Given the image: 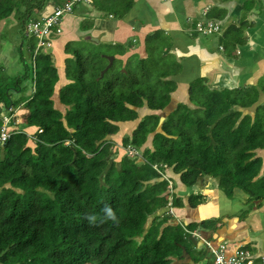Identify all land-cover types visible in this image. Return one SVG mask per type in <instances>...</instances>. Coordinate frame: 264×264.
<instances>
[{
	"label": "trees",
	"instance_id": "16d2710c",
	"mask_svg": "<svg viewBox=\"0 0 264 264\" xmlns=\"http://www.w3.org/2000/svg\"><path fill=\"white\" fill-rule=\"evenodd\" d=\"M45 1L0 0V21L15 12L27 34L26 23L37 20L35 10ZM76 41L82 42L65 44L70 56L64 67L69 82L59 90L63 111L52 98L59 79L57 46L47 52V38L46 49L42 44L33 58L32 94H23L20 75L9 76L0 66V101L22 91L2 108L9 113L22 103V121L10 120L0 140V264H189L182 261L181 246L194 259L191 232L215 219L175 223L167 208L182 207L183 201L168 180L174 189L173 178L193 186L211 177L228 197L240 188L250 200L264 198V167L256 155L264 148V101L253 115L242 111L258 101L257 85L213 87L207 78H195L189 103L179 102L160 123L158 112L176 89L178 61L159 58L147 65L148 56L139 58L141 75L125 69L101 76L104 64L86 55L82 44L72 47ZM145 102L156 112L139 117L137 108ZM130 120L135 126L129 134L107 137L118 133V122ZM3 124L0 114V133ZM152 133V147H143ZM127 147L141 153L130 156ZM205 200L201 192L188 197L192 208ZM106 205L117 222H100ZM89 214L97 223L86 219Z\"/></svg>",
	"mask_w": 264,
	"mask_h": 264
},
{
	"label": "crops",
	"instance_id": "0c3cea01",
	"mask_svg": "<svg viewBox=\"0 0 264 264\" xmlns=\"http://www.w3.org/2000/svg\"><path fill=\"white\" fill-rule=\"evenodd\" d=\"M63 1L46 0L41 10H35L36 21L50 15ZM14 14L9 17H14ZM66 14H72L77 21L71 17L63 23L60 18L61 31H51L47 36L49 42L57 46V56L60 57L54 58L59 79L52 98L57 108L62 105L59 90L69 82L64 72L65 58L70 56L65 54V44L79 39L96 44L110 43L117 48L111 54L123 64L132 54L138 58H147L153 51L175 58L181 64V71L173 76L176 89L171 93L169 105L162 110L160 118L166 117L179 102L189 103V82L198 77L207 78L208 84L213 87L257 85L258 101L251 108L242 109L244 114L250 112L253 115L255 108L264 101V88L259 82L264 74V0H87L77 2L72 11ZM7 19L0 21V27H3V20L7 22ZM207 20L219 21L221 34L229 39L223 41L218 32L204 33L199 30L198 22L204 23ZM38 48L37 45L31 55L33 68V58ZM33 86L27 94L33 93ZM21 105L15 107L17 112ZM59 109L63 111L65 108ZM137 112L139 117H143L156 111L149 109L145 102L137 108ZM16 114L12 117L10 112L5 117L12 119ZM6 120L3 117V122ZM118 124L119 136L122 137L132 131L135 121ZM120 124H124L127 129L121 128ZM33 128L28 129V132L32 133ZM119 136L107 137L117 139ZM148 142L147 146L152 147L151 140ZM256 155L262 158L264 167V148L257 150ZM178 186L186 188V191L180 192ZM178 186L175 191L177 196L182 197L183 206L171 209L175 223L178 220L187 224L215 219L208 230H197L200 239H209L213 244H248L247 247L256 257L264 255V198L260 201L250 200L240 188H234L232 196L228 197L219 188L217 180L211 177L201 179L193 186ZM236 189L245 195L241 204L236 198ZM196 192H201L206 200L192 208L188 197ZM202 239L196 240L194 245H204ZM182 261L196 260L188 257ZM178 262L174 260V263Z\"/></svg>",
	"mask_w": 264,
	"mask_h": 264
},
{
	"label": "rangeland",
	"instance_id": "374dc122",
	"mask_svg": "<svg viewBox=\"0 0 264 264\" xmlns=\"http://www.w3.org/2000/svg\"><path fill=\"white\" fill-rule=\"evenodd\" d=\"M94 1H96V0H94ZM19 16H20L19 14H14V17L13 16L9 17L7 19V22L3 20V22H4L3 27H0V66L2 67L3 71L7 75H9V76L20 75L22 77L20 86L22 88V91L24 90L23 94L25 93V95H28L27 93L31 91V87H32L30 75L32 74V69H33L30 50H31L32 45H35L37 42V35L33 32V30H29V33H27V34L25 31L22 30L24 27V23H22L18 19ZM71 17L75 20V22L77 21L76 18H74V16L72 14H66V13L62 14L61 21L63 20V23H64L66 20H70ZM81 24H83V23H81ZM26 25H27V23H26ZM63 27L65 28L64 25H63ZM218 33L221 36V38L223 39V41L229 39L228 36H224L223 34H221L222 29L219 30ZM80 44H82V46H83V48L81 50L86 55H89V54H93V56L96 55L97 56V58H96L97 62L100 63V65L104 64L103 65L104 67L100 70L101 76L104 73L110 74L112 72H115V73H117L119 71L124 72L125 69L129 70L133 74L141 75V73H140L141 68L140 67L137 68V64L139 63V58H137L136 54H132L131 56H129L130 58L128 60H126L127 62L124 64L121 60L114 59L110 68L108 70H106L107 72L105 71L103 74H101L109 62L107 59L105 61L101 56L102 55H113L111 53H114L115 51H117V48L114 47L113 45H111L110 43H107V42H101L96 46V45L89 43V40H82V42H78V41L73 42L72 47L81 48ZM37 45H38V43H37ZM48 45L52 46V49L55 50L54 43L48 44ZM226 46L228 47V44ZM46 47H47V45L43 44L44 50L46 49ZM58 58H60V57H58ZM159 58H162V62H165V61L171 62L173 60H176L175 58H172L171 55H164L163 56V55H160L159 52L153 51V53H151V57L147 58V61H145V63L147 65H155L158 62L160 63L161 59H159ZM93 62H95V61H93ZM71 68H73V66ZM226 68L228 70L230 69L228 66H226ZM3 71L0 70V73L3 74L4 73ZM75 73H76V71L73 70L72 75ZM259 82L261 83L260 86L262 88H264V74L260 77ZM251 85H254V84L252 83ZM21 92H19V91L16 92L14 90L10 91V98L15 99V96H14L15 93L21 94ZM20 94L19 95L17 94L16 97H20ZM10 98L7 97V99H10ZM7 99L0 101V103H1L0 109L4 108L5 103L8 104ZM167 108H166V111L169 110V108L168 109ZM18 110L19 111L17 112V108L16 109L14 108L11 111L12 117L17 112V114L15 115L14 118L11 117L12 119L5 117V114H10V112L9 113L4 112L5 109H4V111H1L2 113L0 112V114L2 117H4V120L10 119L11 121L14 120V121L20 122L21 117H20L19 113L22 111H21V109H18ZM158 113L163 114L162 111H159ZM120 126H121V128L123 127L124 129H127L124 124H120ZM119 133L120 132L114 134V136H119ZM150 137H151V135L149 136V139L146 141V143L143 145V147H145L149 144L148 141H150ZM28 143L31 147H34L33 143H31L30 141ZM139 153H141V152H139ZM112 156H114L115 158L119 157L118 153H117V155L115 154ZM173 183L176 185V187L179 185V183L176 181L175 178H173ZM177 188H179V191H186V188H184L182 186H178ZM236 192H237L236 198L238 199L239 204H241L243 202L245 195L241 191H239L238 189H236ZM151 221H152V216H149L147 218V221H146L145 226H144L145 230L149 227ZM211 226L212 225L210 224L207 227V230ZM196 230H203V229H201L199 227ZM137 239H140V238H137ZM198 241H201V240L199 239ZM191 248H192L193 256L195 257L196 261L195 262L190 261V262H188L189 264H211V258L212 257L209 256L205 245L198 244V246H193V244H192Z\"/></svg>",
	"mask_w": 264,
	"mask_h": 264
},
{
	"label": "built area",
	"instance_id": "2783aa9c",
	"mask_svg": "<svg viewBox=\"0 0 264 264\" xmlns=\"http://www.w3.org/2000/svg\"><path fill=\"white\" fill-rule=\"evenodd\" d=\"M80 1L87 0H64L61 5H58L50 15L44 16L41 21H30L27 23L28 31L33 30L38 36V47L44 44L45 38H47L51 31L56 33L61 31L59 23L62 14L72 11L73 6ZM198 29L204 33H217L221 29V23L215 20H207L204 23L200 21L198 22ZM46 44H49V42ZM7 123H9V120H6L3 124L0 140L5 139L7 136ZM127 153L130 156L138 154L132 147L127 148ZM168 184L173 188L171 180H168ZM192 234L197 237L199 236L196 231H193ZM203 244L206 246L209 256L212 257L211 264H264V255L256 257L251 249L243 244L229 245L221 242L213 244L209 239H205Z\"/></svg>",
	"mask_w": 264,
	"mask_h": 264
},
{
	"label": "clouds",
	"instance_id": "9594fccd",
	"mask_svg": "<svg viewBox=\"0 0 264 264\" xmlns=\"http://www.w3.org/2000/svg\"><path fill=\"white\" fill-rule=\"evenodd\" d=\"M22 106V105H21ZM128 148V147H127ZM127 148H125V150H126V152H127ZM133 148V147H132ZM137 151V150H136ZM138 152V154H136V155H139L140 153H139V151H137ZM128 154V153H127ZM172 187H173V185H172ZM171 191V190H170ZM172 191L173 192H175V188L173 189L172 188ZM168 210H170V212L171 213H173L172 212V207H168L167 208ZM103 212H104V215H103V217H101L100 218V222L101 223H103V222H105V221H108V220H111V221H113V222H117V215H116V213L113 211V209L110 207V206H105V208L103 209ZM86 219L90 222V223H92V224H95V223H97V216L95 215V214H89L87 217H86ZM193 231H196L198 234H199V232L197 231V230H193ZM192 231V232H193ZM192 232H191V234H190V236H193V238L194 239H196V240H199L200 238H199V236L197 237V236H195V235H193L192 234ZM200 235V234H199ZM202 239V238H201ZM200 239V240H201ZM195 240V241H196ZM202 240H204V239H202ZM231 245H234L233 243L231 244ZM237 245V244H236ZM243 245H245L246 247L248 246V244H243Z\"/></svg>",
	"mask_w": 264,
	"mask_h": 264
},
{
	"label": "water",
	"instance_id": "95a60500",
	"mask_svg": "<svg viewBox=\"0 0 264 264\" xmlns=\"http://www.w3.org/2000/svg\"><path fill=\"white\" fill-rule=\"evenodd\" d=\"M49 47H50V46H49ZM49 47H48V49L46 50L47 52H51V51H50L51 48H49ZM104 56L108 59L109 62H108V64H107L106 68L102 71L101 74H103V73H104V72H105V71L111 66L113 60L115 59V58H114V55H104ZM164 118H165V117H162V116H161V118H160V123L163 121ZM156 131H160V127H158ZM156 131H155V132H156ZM155 132H154V133H155ZM154 133H152L151 136H152ZM116 167H117V169H120L121 164H120L119 162H117V163H116ZM189 238H190V240H192L193 243H195V240H196V239H194L193 236H190ZM181 248H182V251H183V252H182L183 257H185L186 259H188V254H187V252H186V250H185V247H184V246H181Z\"/></svg>",
	"mask_w": 264,
	"mask_h": 264
},
{
	"label": "flooded vegetation",
	"instance_id": "af4514ba",
	"mask_svg": "<svg viewBox=\"0 0 264 264\" xmlns=\"http://www.w3.org/2000/svg\"><path fill=\"white\" fill-rule=\"evenodd\" d=\"M197 242V241H196Z\"/></svg>",
	"mask_w": 264,
	"mask_h": 264
}]
</instances>
